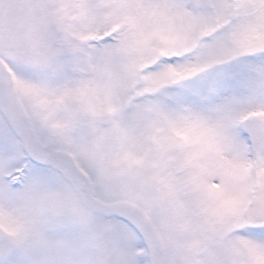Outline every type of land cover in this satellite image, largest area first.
<instances>
[{"label": "snow or ice", "instance_id": "1", "mask_svg": "<svg viewBox=\"0 0 264 264\" xmlns=\"http://www.w3.org/2000/svg\"><path fill=\"white\" fill-rule=\"evenodd\" d=\"M0 264H264V0H0Z\"/></svg>", "mask_w": 264, "mask_h": 264}]
</instances>
